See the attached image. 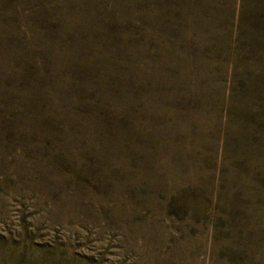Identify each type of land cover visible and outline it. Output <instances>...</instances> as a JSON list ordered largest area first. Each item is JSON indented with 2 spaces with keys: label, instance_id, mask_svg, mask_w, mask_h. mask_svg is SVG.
<instances>
[{
  "label": "rangeland",
  "instance_id": "374dc122",
  "mask_svg": "<svg viewBox=\"0 0 264 264\" xmlns=\"http://www.w3.org/2000/svg\"><path fill=\"white\" fill-rule=\"evenodd\" d=\"M0 264H264V0H0Z\"/></svg>",
  "mask_w": 264,
  "mask_h": 264
}]
</instances>
